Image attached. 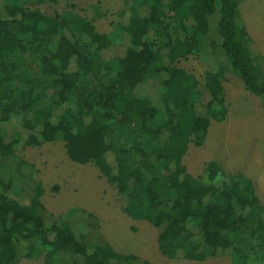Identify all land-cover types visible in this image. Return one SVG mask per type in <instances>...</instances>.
<instances>
[{"label": "trees", "instance_id": "1", "mask_svg": "<svg viewBox=\"0 0 264 264\" xmlns=\"http://www.w3.org/2000/svg\"><path fill=\"white\" fill-rule=\"evenodd\" d=\"M60 1L58 13L39 10ZM241 1L124 0L111 29L99 31L86 29L73 0H3L0 156L95 133L121 209L156 224L168 258L264 264V205L251 179L214 160L194 175L183 162L194 119L224 118L218 108L227 75L264 99V71L240 18ZM86 10L102 15L97 3ZM150 15L137 36L134 19ZM220 53L223 62L215 59ZM190 55L210 67L204 84L218 100L209 106L192 72L167 71ZM12 180H0V264H132L108 242L89 246L66 221L45 224L39 179L26 200L8 204Z\"/></svg>", "mask_w": 264, "mask_h": 264}, {"label": "rangeland", "instance_id": "2", "mask_svg": "<svg viewBox=\"0 0 264 264\" xmlns=\"http://www.w3.org/2000/svg\"><path fill=\"white\" fill-rule=\"evenodd\" d=\"M73 2L86 17L87 30L111 29L124 7V0ZM92 3L98 4L101 16L87 12L86 8ZM64 7L62 1L46 2L39 10L58 13ZM238 10L251 38L252 51L258 55L264 71V0H242ZM33 15L37 16L36 10ZM151 17L134 19L137 36L143 34ZM210 18L214 26L217 14ZM142 56H137V61H144ZM217 56L215 59L223 62V55ZM209 68L205 61L190 55L168 67L167 71L171 77L182 71L192 72L203 101L209 106L213 100H218L204 84L203 74ZM227 79L223 82L224 100L218 108L224 118L221 121L194 119L193 140L183 162L194 175L201 173L210 160L219 162L225 172L247 175L264 205V99L246 90L231 74ZM213 91L217 92L218 88ZM107 173L102 145L95 133L69 136L57 142L34 143L17 150L15 156H0V180L13 179L7 195L14 202L8 204L17 205L15 201L26 200L36 179L41 180V200L47 209L45 224L66 221L89 246L96 241L108 242L132 264H231L227 256L208 257L204 261L168 258L156 224L132 219L123 212L116 188L107 181ZM1 244L6 249L3 240ZM39 263L36 259L20 258L18 264Z\"/></svg>", "mask_w": 264, "mask_h": 264}, {"label": "crops", "instance_id": "3", "mask_svg": "<svg viewBox=\"0 0 264 264\" xmlns=\"http://www.w3.org/2000/svg\"><path fill=\"white\" fill-rule=\"evenodd\" d=\"M39 261V260H38ZM40 263L39 264H44L42 261H39Z\"/></svg>", "mask_w": 264, "mask_h": 264}]
</instances>
